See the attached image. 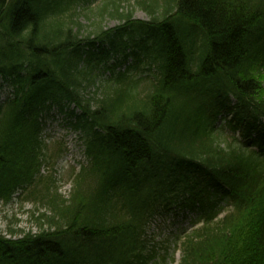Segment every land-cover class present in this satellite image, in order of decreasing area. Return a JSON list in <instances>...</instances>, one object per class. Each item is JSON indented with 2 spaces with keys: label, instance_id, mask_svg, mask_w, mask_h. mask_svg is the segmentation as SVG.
<instances>
[{
  "label": "trees",
  "instance_id": "16d2710c",
  "mask_svg": "<svg viewBox=\"0 0 264 264\" xmlns=\"http://www.w3.org/2000/svg\"><path fill=\"white\" fill-rule=\"evenodd\" d=\"M0 78V203L51 208L0 264H169L148 223L187 210L178 264H264V0H0Z\"/></svg>",
  "mask_w": 264,
  "mask_h": 264
},
{
  "label": "rangeland",
  "instance_id": "374dc122",
  "mask_svg": "<svg viewBox=\"0 0 264 264\" xmlns=\"http://www.w3.org/2000/svg\"><path fill=\"white\" fill-rule=\"evenodd\" d=\"M135 0H129V3L134 6ZM98 1L96 4H99ZM94 4V5H96ZM134 16L139 19H147L148 15L141 9L134 10ZM118 22L114 19L105 20V27H113ZM58 117H62L60 114ZM220 124V123H219ZM55 147V146H54ZM56 148V147H55ZM63 180L65 181L62 186V192H68L72 186L75 185V180L77 181L78 177L71 168H66L63 173ZM42 189V193L44 192V188L42 185L39 186ZM74 189V188H73ZM53 194V193H52ZM41 196L39 193H29L21 199H15L12 204L4 205L0 203V232L7 228L9 225L17 226L23 230H30L33 232H37L39 230V224L35 221L34 218H31L32 210H38L39 213L51 214V208L48 203H42L43 201L35 200V197ZM40 203V204H39ZM43 204V205H42ZM186 217H183L182 213L171 212L170 215H162L156 214V216L149 221L148 223V233L150 237L154 239V241L161 242L166 240L167 245L169 241H171L172 245L170 248L169 255V264H178V260L180 258V249L175 247V240L177 236H181L183 232H188L190 230V221L195 217L194 211H186Z\"/></svg>",
  "mask_w": 264,
  "mask_h": 264
}]
</instances>
